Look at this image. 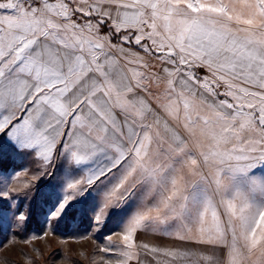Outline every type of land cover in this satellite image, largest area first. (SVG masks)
<instances>
[{"label":"snow or ice","instance_id":"6c2138e0","mask_svg":"<svg viewBox=\"0 0 264 264\" xmlns=\"http://www.w3.org/2000/svg\"><path fill=\"white\" fill-rule=\"evenodd\" d=\"M44 180L53 229L117 217L102 264H264V0H0L14 219Z\"/></svg>","mask_w":264,"mask_h":264},{"label":"rangeland","instance_id":"374dc122","mask_svg":"<svg viewBox=\"0 0 264 264\" xmlns=\"http://www.w3.org/2000/svg\"><path fill=\"white\" fill-rule=\"evenodd\" d=\"M9 158L16 164L7 169L2 167L5 172L31 167L28 160ZM31 180L30 173L21 174L12 182L11 194L29 191L23 185ZM53 182L44 180L40 183L42 194L34 202H19L20 210L31 208V216L26 224L12 217L8 201H0V226L3 232L0 238V264H102L100 257L105 254L99 249L108 245L106 237L117 230V217L113 216L101 230L95 231L90 227L89 219L77 211L74 217L69 216L53 229L46 221L47 207L43 204V193ZM21 224L24 226L21 227ZM112 239L116 240L117 237L113 235Z\"/></svg>","mask_w":264,"mask_h":264},{"label":"trees","instance_id":"16d2710c","mask_svg":"<svg viewBox=\"0 0 264 264\" xmlns=\"http://www.w3.org/2000/svg\"><path fill=\"white\" fill-rule=\"evenodd\" d=\"M16 164V161H14L13 159H10V158H6L3 162H2V167L4 169H7L9 167H14ZM2 229H1V226H0V238L2 237Z\"/></svg>","mask_w":264,"mask_h":264}]
</instances>
